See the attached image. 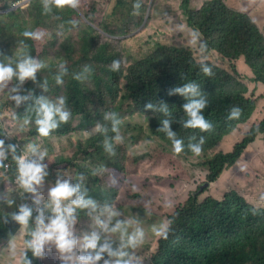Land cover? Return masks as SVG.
Here are the masks:
<instances>
[{"label": "clouds", "instance_id": "clouds-1", "mask_svg": "<svg viewBox=\"0 0 264 264\" xmlns=\"http://www.w3.org/2000/svg\"><path fill=\"white\" fill-rule=\"evenodd\" d=\"M88 1L91 3L89 12L98 18V22L86 16L85 7L80 8L77 0H0L4 8L8 6L5 10L4 8L0 10V37L6 38L9 34L3 28L1 15L23 12L29 4L40 7L46 13L57 11L65 15L72 11L68 20L62 17L69 28L73 30L76 21L74 17H79L82 27L96 33H100L106 24L121 20L122 17L126 18L128 14L125 0ZM130 2L133 5V12L129 14L140 24L126 37L131 47L136 46L134 55L141 54L142 58L147 56L154 58L157 51H160L157 53V60L163 59L168 68L179 64L188 72L184 80L170 79L163 85L169 91V95L179 94L186 99L187 102L182 106L187 117L183 122L185 128L209 130L212 125L204 116L211 101L228 93L236 95L238 87H246L251 99L258 104L257 114L230 132V134L242 132L240 140L236 141L230 150L223 151L219 148L225 137L217 143L213 142L211 148L208 146V140H205V148L208 147V150L201 151L203 137L198 143L187 145L191 152L200 153L197 159L201 158L203 163L201 168H196L198 174L194 182L205 188V191L198 195V201L208 199L211 207L221 208V213L215 220L194 222L205 228L206 234L227 227L221 238L206 243V253L229 255L233 251V245L239 250L246 251L244 244L232 242L226 237L228 230L248 231L243 217L230 212L234 207L244 203L252 205L242 192L243 189L224 191L232 193V198L238 201L235 205L232 202L230 206L223 203L224 192L218 200L209 195L201 199V196L207 192L210 183L221 179L224 170L239 162L242 155L237 158V152L244 153L259 135H264V131L260 130L264 123V51H262L264 14L255 16V12L264 6V0H130ZM123 11H126L124 16ZM105 16L109 17L110 23L105 22ZM55 17L49 18L48 21L54 22ZM23 35L35 43L48 41L40 29L25 31ZM153 40H158L159 44L151 49L149 42ZM24 47L29 51L30 48L25 41ZM248 48H251V53L247 56L244 51ZM73 65L74 59L70 57L66 65L61 63L51 67L47 77L55 78L57 85L69 82L72 79ZM119 66V61H112L113 71H117ZM43 67V62L28 55L19 60L15 68L10 63H0V89L6 87L14 76L21 84L28 79L35 80L36 73ZM90 73V67L85 65L73 78L83 80ZM187 75L194 76V81L188 80ZM36 96L39 98L32 102ZM93 105L94 100L90 98L74 101L55 93L45 94L34 90L19 92L17 87L0 96V255H13L15 247V255H20V264H32L27 255L33 257L60 255L62 264H98L102 259L103 264H140V258L129 250L136 249L144 240L147 248L141 255H196L192 247L185 251L176 248L168 233L170 221L159 226L154 225L153 236H149L142 225L134 224L129 232L130 222H140L132 206L128 213L130 222L117 220L113 224V217L119 215L117 211L105 205L103 211L98 212L96 201L86 198V192L81 191L79 183L73 184L67 179L57 180V177L64 173L62 165L65 160L76 150V147L68 148L71 129L64 128L71 115L68 108L82 106L93 112ZM145 108L156 109L157 106L147 103ZM10 109L17 121L10 119ZM158 110L165 115L169 113L168 105L164 102L159 104ZM25 115H31L33 119L22 120ZM239 115L240 109L233 107L228 118H237ZM104 118L111 119L113 124L112 130L105 129L107 138L104 140V149L115 158L123 149V137L119 134L118 128L120 121L115 112L106 113ZM73 120L75 124L81 126L82 122L85 123V116L77 115ZM157 125L158 123L151 118L145 120L141 129L139 152L144 158V178L152 187L159 188L152 176L155 171L166 169L168 173L173 174L183 168H192L193 165L191 160H181L180 152L184 150L185 144L170 130L167 119L162 121L161 131L172 141L175 152L167 150L159 155L155 151L158 144L148 129ZM90 128L82 133V138L90 133ZM96 129L103 130L98 124ZM237 144L241 146L239 151L236 148L233 150ZM9 154L15 162L7 161ZM210 160L216 168L214 172L208 169ZM254 161L260 171L254 172L252 179L251 186L257 190L253 196L264 197V181L256 180L260 172L263 178L264 171H261V168L264 167V153ZM114 163L118 166L121 162L114 160ZM172 163L176 164L177 169L173 168ZM203 174L205 176H202ZM166 188L167 186L163 187V191ZM193 188L194 186H190L181 195L179 192L171 196H167L170 190L166 189L164 197L170 201L164 202V212L171 214L173 206L184 202L189 194L194 193L189 191ZM78 209H87V214L93 217L103 232L119 233V245L113 247V243L116 242L113 237L112 240L105 237L101 242V237L96 232L75 233ZM14 211L15 213L11 214ZM256 211H264V205ZM10 214L12 220L21 226L7 240L6 220ZM105 214L106 219H101ZM30 219L35 220L36 227L30 230L29 238L25 240L24 227L29 225ZM253 233L254 236L247 246L249 249H258L257 231ZM77 246L81 248L78 254ZM105 254L108 259H104Z\"/></svg>", "mask_w": 264, "mask_h": 264}, {"label": "trees", "instance_id": "trees-1", "mask_svg": "<svg viewBox=\"0 0 264 264\" xmlns=\"http://www.w3.org/2000/svg\"><path fill=\"white\" fill-rule=\"evenodd\" d=\"M77 1L80 8L85 7L84 12L90 20L99 21L93 13L89 12L91 3L88 0ZM125 1L128 6V14L123 11L122 16L126 14V18L122 17L121 20L110 23L109 17L105 16V22L110 24H106L100 33L82 27L79 17H74L76 21L73 31L63 22L62 18L68 20L72 11L65 15H61L57 11L46 13L34 4H29L23 9V12L16 11L1 15L3 28L9 34L6 38L0 37V63H10L15 68L16 63L28 55L43 62L44 67L36 73L35 80L28 79L22 84L14 76L6 87L0 89V96L11 91L13 87H17L19 92L34 90L45 94L55 93L60 97L74 101L87 98L94 100L93 112L82 106L68 108L71 115L64 128L65 130L71 129L68 148L76 147V150L65 160L62 165L64 173L59 175L57 180L67 179L73 184L79 183L81 191L86 192V198L96 201L98 212L103 211L105 205L117 211L119 215L113 217V224L117 220L129 221L128 213L132 206L136 210L140 222L129 221V232L134 224L142 225L146 233L153 236L155 235L154 225L159 226L163 222L170 221L168 233L176 248L185 251L192 247L196 252V255H151L148 257L141 255L147 248L144 240L139 247L129 250L140 258V264H264V211H256L264 205L261 200H256L253 206L250 203H244V205L236 206L230 210L232 214L243 217L247 223L248 231L228 230L226 237L232 242L244 244L246 251L239 250L233 245V251L229 255H208L206 253V243L221 238L227 227L206 234L205 228L194 222L196 220H215L220 215L221 208L211 207L208 199L202 202L198 201V195H201L205 188L201 184H194V182L198 174L196 168H201L203 163L201 158L197 159L200 153L195 154L187 148L189 143H198L203 137L201 151L208 150L213 146V142L217 143L221 138L227 137L230 132L244 124L246 119L257 114V102L251 99L246 87H238L236 95L228 93L211 101L207 114L204 116L212 125L209 130L185 128L183 122L187 117L182 106L187 102L186 99L179 94L169 95V91L163 85L170 79L184 80L185 74L188 72L179 64H174L171 68L165 66L166 63L163 59H156L157 53L160 51H157L154 58L149 56L142 58L141 54L134 55L136 46L131 47L126 37L133 33L132 31L140 24L136 22L134 16L129 14L133 12L132 2ZM7 7L4 8L0 3V10L3 8L5 10ZM53 16H56L54 22L48 21ZM246 18L250 20L248 16ZM37 29L44 33L48 41L35 43L23 35L25 31H37ZM24 41L30 48L29 51L24 47ZM262 51H264L263 43ZM250 53L251 48L244 51L247 56ZM70 57L74 59L72 79L57 85L55 78L47 77L48 72L51 67H56L61 63L66 65ZM113 60L120 62L117 71L111 69ZM85 65L90 67L91 73L83 80L74 79V74L80 73ZM186 78L192 82L195 79L190 75H187ZM38 98V96L34 97L32 102ZM161 102L168 105L169 113L167 115L158 110ZM147 103H153L157 108L146 109L145 104ZM233 107L240 109V115L237 118L229 119L228 115ZM12 109H10V119L17 121ZM111 112L117 114L120 121L119 134L123 137V149L115 158H113V154L110 155L104 149V140L107 138L105 129L112 130L113 127L112 120H106L104 117L106 113ZM77 115L85 116V123L82 122L81 126L79 124L75 126L73 119ZM149 118L158 123L157 126L148 129L153 140L158 144L155 151L159 155L167 150L175 152L172 141L165 132L161 131L162 121L167 119L170 130L175 133L176 138L183 140L185 144L184 150L180 152L181 160H191L193 165L192 168H183L180 172L173 174L168 173L166 169L155 171L152 176L159 188L152 187L144 178V158L139 152L142 125ZM26 119L32 120L33 117L25 115L22 120ZM97 124L103 130L97 131ZM33 126L36 125L33 124ZM89 127H91L90 133L82 138V133ZM260 130L264 131V123ZM205 140H208L209 148H205ZM235 148L239 151L241 146L237 144L233 150ZM242 153V151L237 152V158ZM114 160L121 163L116 166ZM7 161L15 162L11 154ZM172 166L177 169L176 164L172 163ZM208 169L213 172L216 170L211 160L208 161ZM263 179L264 174L262 178L260 172L256 180L264 181ZM165 186L170 190L167 196L177 195L179 192L181 195L190 186H194L189 190L194 193L189 194L184 202L173 206L171 214L168 215L164 212V202L170 201L164 197L166 196V189L163 191ZM232 202L235 205L238 201L232 198V193L224 192L223 203L230 206ZM87 213V209L77 210L75 233L91 234L96 232L100 235L101 242L105 237L110 240L113 237L116 241L113 243V247H117L120 243L119 233L103 232L93 217ZM11 214L8 216V220L4 219L8 222L5 229L7 240L21 226L12 220ZM49 215H51L50 211ZM101 219H106V214L101 216ZM35 227V220L30 219L29 225L24 227L25 240L29 238L30 230ZM253 231H257L258 249H249L247 246L254 236ZM80 251L81 248L77 246V254ZM27 257L32 260V264H62L60 255H44L43 257L27 255ZM104 259H108L107 254ZM17 264H20V260ZM98 264H103V259Z\"/></svg>", "mask_w": 264, "mask_h": 264}, {"label": "rangeland", "instance_id": "rangeland-1", "mask_svg": "<svg viewBox=\"0 0 264 264\" xmlns=\"http://www.w3.org/2000/svg\"><path fill=\"white\" fill-rule=\"evenodd\" d=\"M259 14H264V6L255 12V16H258ZM158 44V40L149 42L151 49H154ZM77 125L78 124L76 123L75 126ZM241 136L242 132L239 131L229 134L220 143L219 148L223 151L230 150L231 146L236 141L240 140ZM263 153L264 135H259L256 141L251 144L242 154L239 162L224 170L219 181L209 184L207 192L201 196V199L206 195H209L212 198L218 200L225 190L232 189L240 191L243 189L242 192L244 193L247 200L252 203V205H255L256 200H261L264 202V197L253 196L256 194L257 190H255V187L251 186L252 179L255 174L254 172L260 171L258 170L254 160L260 157ZM261 171H264V167L261 168ZM202 176H205V174ZM248 179L249 181L247 182ZM18 233L21 235L23 234L21 231H18ZM13 251V255H0V264H17L20 260V255H15V247L13 248ZM147 256L150 257L151 255ZM13 257H15V259H13Z\"/></svg>", "mask_w": 264, "mask_h": 264}]
</instances>
